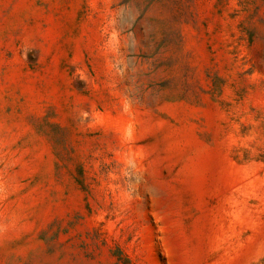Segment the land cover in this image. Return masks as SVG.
Masks as SVG:
<instances>
[{"label":"rangeland","instance_id":"rangeland-1","mask_svg":"<svg viewBox=\"0 0 264 264\" xmlns=\"http://www.w3.org/2000/svg\"><path fill=\"white\" fill-rule=\"evenodd\" d=\"M0 264H264V0H0Z\"/></svg>","mask_w":264,"mask_h":264}]
</instances>
